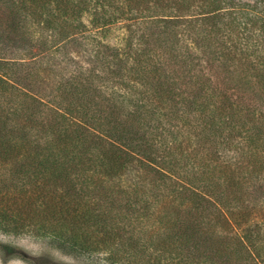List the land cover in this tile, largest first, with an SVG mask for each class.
<instances>
[{
    "label": "trees",
    "instance_id": "trees-1",
    "mask_svg": "<svg viewBox=\"0 0 264 264\" xmlns=\"http://www.w3.org/2000/svg\"><path fill=\"white\" fill-rule=\"evenodd\" d=\"M0 229L264 264V0H0Z\"/></svg>",
    "mask_w": 264,
    "mask_h": 264
},
{
    "label": "rangeland",
    "instance_id": "rangeland-1",
    "mask_svg": "<svg viewBox=\"0 0 264 264\" xmlns=\"http://www.w3.org/2000/svg\"><path fill=\"white\" fill-rule=\"evenodd\" d=\"M147 223H144L142 227L148 232L150 226ZM133 225L139 229L136 224ZM136 235L138 236V234ZM0 243L13 246L19 254H26V256L35 258L37 264L48 263V260L59 264H131L130 262L120 261L121 259L118 256L115 262L109 260L105 252L78 253L51 237L34 236L33 234H12L0 229ZM0 264L30 263L22 260L20 257L6 254L0 247Z\"/></svg>",
    "mask_w": 264,
    "mask_h": 264
}]
</instances>
